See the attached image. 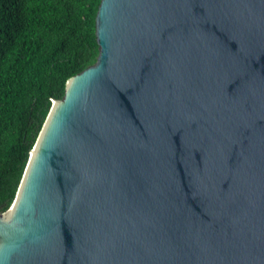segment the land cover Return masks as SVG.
Returning <instances> with one entry per match:
<instances>
[{"label":"water","instance_id":"obj_1","mask_svg":"<svg viewBox=\"0 0 264 264\" xmlns=\"http://www.w3.org/2000/svg\"><path fill=\"white\" fill-rule=\"evenodd\" d=\"M0 213V264H264V0H102Z\"/></svg>","mask_w":264,"mask_h":264},{"label":"trees","instance_id":"obj_2","mask_svg":"<svg viewBox=\"0 0 264 264\" xmlns=\"http://www.w3.org/2000/svg\"><path fill=\"white\" fill-rule=\"evenodd\" d=\"M102 0H0V213L67 81L96 63Z\"/></svg>","mask_w":264,"mask_h":264}]
</instances>
